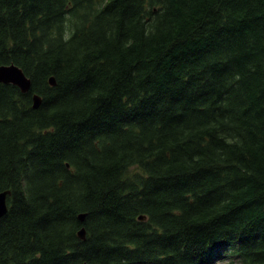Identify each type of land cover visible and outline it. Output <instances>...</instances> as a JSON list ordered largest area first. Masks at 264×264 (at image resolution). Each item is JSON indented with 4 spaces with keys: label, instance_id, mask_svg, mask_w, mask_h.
Instances as JSON below:
<instances>
[{
    "label": "trees",
    "instance_id": "trees-1",
    "mask_svg": "<svg viewBox=\"0 0 264 264\" xmlns=\"http://www.w3.org/2000/svg\"><path fill=\"white\" fill-rule=\"evenodd\" d=\"M9 63L0 264H264V0H0Z\"/></svg>",
    "mask_w": 264,
    "mask_h": 264
},
{
    "label": "water",
    "instance_id": "water-1",
    "mask_svg": "<svg viewBox=\"0 0 264 264\" xmlns=\"http://www.w3.org/2000/svg\"><path fill=\"white\" fill-rule=\"evenodd\" d=\"M11 76V77H9ZM13 77V78H12ZM50 84L54 85L53 77L49 78ZM0 82L4 84H13L17 86L22 92H27L30 89V79L25 76L23 71L15 65H0ZM41 104V97L37 94L33 96V107L38 108ZM9 190L0 191V218L7 211L6 196L9 194ZM83 216V215H81ZM80 218L82 219L83 217ZM82 234H79L81 238H84L83 230Z\"/></svg>",
    "mask_w": 264,
    "mask_h": 264
},
{
    "label": "rangeland",
    "instance_id": "rangeland-1",
    "mask_svg": "<svg viewBox=\"0 0 264 264\" xmlns=\"http://www.w3.org/2000/svg\"><path fill=\"white\" fill-rule=\"evenodd\" d=\"M216 9H217V8H216ZM219 39H220V38H219ZM220 59L223 60V59H224V56H220ZM209 61H210V60H209ZM203 67H204V66H203ZM202 69H203V68H202ZM197 75H198V74H197ZM201 82H202V80H197V83H196V84L200 86V85H201ZM141 112H142V111H141ZM141 112H140V113H141ZM140 113H139V114H140ZM137 114H138V113H137ZM146 114H147V113H146ZM124 120H125V118H122V119H120L117 123L119 124V123L123 122ZM115 122H116V121H115ZM115 122H113V123H115ZM117 123H115L114 125L116 126ZM97 126H100V124H99V125H96L95 127H97ZM141 126H143V127H145V128L148 127V125H147V126L141 125ZM147 134H151V133H147ZM214 184H215V187L218 185L216 181H214ZM212 193L215 194V191H212ZM112 217H113V216H111V218H112ZM79 234H82V231H80ZM236 238H237V237H236ZM214 264H228V263H226L225 261L222 260V261L215 262Z\"/></svg>",
    "mask_w": 264,
    "mask_h": 264
},
{
    "label": "bare ground",
    "instance_id": "bare-ground-1",
    "mask_svg": "<svg viewBox=\"0 0 264 264\" xmlns=\"http://www.w3.org/2000/svg\"><path fill=\"white\" fill-rule=\"evenodd\" d=\"M9 77H11V76H9ZM13 78V77H12Z\"/></svg>",
    "mask_w": 264,
    "mask_h": 264
}]
</instances>
